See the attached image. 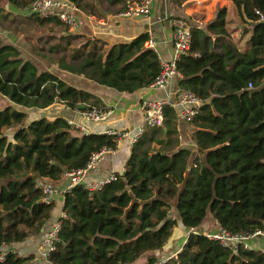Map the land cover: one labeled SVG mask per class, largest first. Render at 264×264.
<instances>
[{"label": "trees", "instance_id": "16d2710c", "mask_svg": "<svg viewBox=\"0 0 264 264\" xmlns=\"http://www.w3.org/2000/svg\"><path fill=\"white\" fill-rule=\"evenodd\" d=\"M230 1L249 25L244 48L231 40L221 8L204 26L188 19L189 48L175 59L178 86L201 99L198 113L187 120L196 147L190 161L191 150L178 145L177 113L164 105L162 124L146 127L132 141L113 178L92 191L76 183L61 192L64 215L49 263L155 264L154 250L162 248L176 217L186 228L198 226L209 213L230 232L264 231V0ZM146 37L141 32L110 44L85 38L55 63L130 92L146 86L159 69L157 53L144 45ZM0 98V128L10 129L9 135L0 131L1 245L37 234L45 224L53 201L41 199V179H61L64 170L83 167L93 151L115 148L116 141L105 132H79L62 116H39L55 101L70 108L104 107L93 93L53 70H38L1 39ZM33 108L37 115L25 121ZM145 253L144 261L135 263ZM29 258L8 249L0 264ZM158 264H264V251L242 246L232 251L202 232H188L175 256Z\"/></svg>", "mask_w": 264, "mask_h": 264}, {"label": "crops", "instance_id": "0c3cea01", "mask_svg": "<svg viewBox=\"0 0 264 264\" xmlns=\"http://www.w3.org/2000/svg\"><path fill=\"white\" fill-rule=\"evenodd\" d=\"M122 2L123 0H74V5L76 6L75 15L79 21V27L76 32L80 35L85 34L86 37L99 38L107 44L119 39L129 40L141 32H147V35L149 34L152 36L154 51L157 53V56L166 59L172 54V26L170 19L174 12L190 14L193 13V10L196 8H198V10H203L208 6H212L213 9L216 6H224L226 14L225 26L229 31L231 40L235 42L238 47L244 48L245 40L249 34V25L238 23L237 20L239 17L230 0H181L178 5H174L171 0H152L147 16H115L114 13L120 9ZM158 2H161L160 9H158ZM4 7L5 9L12 11L17 10V7L8 1L5 2ZM25 12L28 13L26 10ZM230 13H233L238 19L236 20L233 14L229 15ZM227 15H229V18ZM233 17L234 19H232ZM212 18H214V16L210 19ZM65 31L70 32L68 30ZM244 32L248 33L246 38H243ZM6 37L9 36L6 35ZM3 42L17 46L15 40H12L11 38L3 40ZM17 49L19 50V48ZM20 55L29 58L22 53H20ZM45 69L51 70L48 67ZM60 72L61 73H58V76L65 82L96 95L100 99L104 109L109 111L108 115L101 121H88L79 116L75 108H70L57 101L43 107L41 111L43 112V115L48 118L62 116L65 119H72L75 123L72 125L73 127L78 129V125L83 126L87 132H102V130L107 127L133 130L141 120V113L139 110L140 100L142 98L157 97L171 98L174 94L175 87L178 85V78L173 77L169 79L166 85L162 88H150L144 86L136 88L130 92L117 91L110 87L97 84L79 74L69 73L64 70H60ZM176 128L178 145L188 147L192 152L191 156L188 158V161H190L196 150L190 137L192 127L188 124L186 119L177 116ZM128 149L129 145L124 140L116 143L113 151L104 153L97 161L95 167L87 172V179H100L110 172L121 171L124 160L128 154ZM53 183L57 187L58 192L51 195L53 206L45 224L60 215L62 212V194L60 190L66 183V177L62 174L61 179ZM217 225L216 221L209 213H207L196 228L212 230ZM186 232L187 228L183 226L178 217H176V223L172 228L170 236L162 245L161 249L154 250L157 260L162 263L167 258L174 257L182 244H176V241L180 239V242H183ZM37 236L38 233L32 234L22 240L9 244L14 251L17 250L19 252V255H31V258L23 264H51L38 255L36 250ZM248 243L250 247L264 251V236L255 235L249 239ZM3 247H5V245ZM146 254L147 253L142 255L143 258L138 263L144 261V255Z\"/></svg>", "mask_w": 264, "mask_h": 264}, {"label": "built area", "instance_id": "2783aa9c", "mask_svg": "<svg viewBox=\"0 0 264 264\" xmlns=\"http://www.w3.org/2000/svg\"><path fill=\"white\" fill-rule=\"evenodd\" d=\"M151 1L152 0H126L124 6L116 11L114 15L120 17L147 16ZM75 10L76 6L70 0H30L26 7V11L29 13H35L41 17H55L66 30L70 32H76L79 27V21L75 15ZM170 23L172 26V54L166 59L157 56L159 69L153 79L146 85L147 87L162 88L169 79L173 77L178 78L180 76L179 71L175 67V59L189 48V24L187 17L181 15H173L170 19ZM144 45L154 49V42L151 35H147ZM200 104L201 99L191 90L177 85L171 98L157 97L142 98L140 100L139 110L141 113V120L133 130L107 127L103 129L102 132L114 135L116 143L124 140L130 145L146 127L162 124V109L164 105L172 106L177 116L188 120L198 113ZM75 110L79 116L92 122L104 120L109 112L95 105H89L85 108H75ZM66 121L71 125L75 124L72 119L67 118ZM77 127L80 132H87L83 126L78 125ZM113 149L114 148L100 147L90 154L83 167L64 170L62 174L66 177V183L60 191L62 192L64 189L76 183H81L85 189L92 191L102 183L113 178V172L108 173L105 177L100 179H87L86 177L87 172L95 167L99 158L106 152H112ZM39 185L42 193L41 199L45 202L51 200V195L58 192L55 184L48 179H41ZM63 215V212H61L60 215L42 226L38 232L36 250L38 255L44 259H46L48 253L55 248V243L58 239L57 232L60 225V217ZM188 232H202L205 236L217 240L221 245L232 251H236L240 246L250 247L248 241L255 235L264 236V231L260 229H255L251 232H230L220 225H217L212 230L197 229L196 226H189L187 227L186 235ZM4 245L5 247H3ZM8 249L16 254L19 253L17 250L14 251L9 244H1L0 261L4 259V253ZM158 263H160V261H157L155 264Z\"/></svg>", "mask_w": 264, "mask_h": 264}, {"label": "rangeland", "instance_id": "374dc122", "mask_svg": "<svg viewBox=\"0 0 264 264\" xmlns=\"http://www.w3.org/2000/svg\"><path fill=\"white\" fill-rule=\"evenodd\" d=\"M5 2L6 0H0V39L2 41L9 38L15 40V43L18 46L16 47L19 48V53L28 56L29 59L34 62L38 70L48 67L57 74L61 73V69H59L55 63L57 56L62 53H64L65 56H68V52H70L71 49L79 47L82 45L84 39L88 38L85 34H83V36L77 32L71 33L65 31L66 28L58 22L40 19L38 18L40 16L36 17L35 14L32 15L29 12L26 13L25 10L30 0H19L20 4L16 6L17 10L15 11L5 9ZM160 5L161 2H158V9H160ZM221 8L224 10L223 18L226 19L224 6H216L214 9L212 6H208L203 10H198V8H196L193 10V13L190 14L174 12L172 15L187 17V19L195 21L197 24L199 23L198 25L204 26L212 16L215 17L216 12ZM231 14L233 13H230L229 15ZM229 15H227L228 18ZM234 17L236 20L238 19L237 16L234 15ZM234 17L232 19H234ZM237 21L238 23H242V25L247 24L246 21L243 22L240 19ZM66 34L74 36H71L66 41ZM247 34V32H244L243 38H246ZM6 35L9 37H6ZM3 103L4 99L0 98V105ZM37 111L38 110L30 109L25 120L35 117ZM0 131L3 134L9 135L10 129L0 128ZM170 213L175 215L173 210L172 212L170 211ZM179 243H182L180 242V239L176 241V244ZM142 258L143 256L138 257L135 262H140Z\"/></svg>", "mask_w": 264, "mask_h": 264}, {"label": "water", "instance_id": "95a60500", "mask_svg": "<svg viewBox=\"0 0 264 264\" xmlns=\"http://www.w3.org/2000/svg\"><path fill=\"white\" fill-rule=\"evenodd\" d=\"M13 106H14V107H17V105H15V104H13ZM35 109H36V108H33L32 110H35ZM38 115H39V116L43 115V112L41 111V109H40V111L38 112Z\"/></svg>", "mask_w": 264, "mask_h": 264}]
</instances>
